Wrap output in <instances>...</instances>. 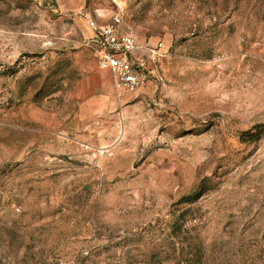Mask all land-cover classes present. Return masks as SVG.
Wrapping results in <instances>:
<instances>
[{"label":"rangeland","instance_id":"rangeland-1","mask_svg":"<svg viewBox=\"0 0 264 264\" xmlns=\"http://www.w3.org/2000/svg\"><path fill=\"white\" fill-rule=\"evenodd\" d=\"M0 264H264V0H0Z\"/></svg>","mask_w":264,"mask_h":264},{"label":"built area","instance_id":"built-area-1","mask_svg":"<svg viewBox=\"0 0 264 264\" xmlns=\"http://www.w3.org/2000/svg\"><path fill=\"white\" fill-rule=\"evenodd\" d=\"M88 23L95 32L99 64L111 72L114 88L119 94L135 92L154 77L153 65L162 54V44L156 48L147 47V57L141 56L137 38L124 29L122 15H116L104 24L88 18Z\"/></svg>","mask_w":264,"mask_h":264},{"label":"trees","instance_id":"trees-1","mask_svg":"<svg viewBox=\"0 0 264 264\" xmlns=\"http://www.w3.org/2000/svg\"><path fill=\"white\" fill-rule=\"evenodd\" d=\"M261 132L262 131H259V132H256V133H252L250 136H251V138H258L260 136Z\"/></svg>","mask_w":264,"mask_h":264}]
</instances>
